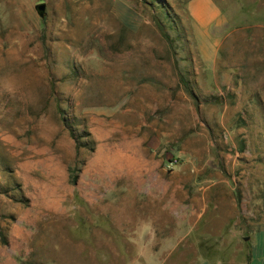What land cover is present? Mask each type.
Listing matches in <instances>:
<instances>
[{
	"label": "rangeland",
	"instance_id": "obj_1",
	"mask_svg": "<svg viewBox=\"0 0 264 264\" xmlns=\"http://www.w3.org/2000/svg\"><path fill=\"white\" fill-rule=\"evenodd\" d=\"M190 1L0 0V264H264V0Z\"/></svg>",
	"mask_w": 264,
	"mask_h": 264
},
{
	"label": "crops",
	"instance_id": "obj_2",
	"mask_svg": "<svg viewBox=\"0 0 264 264\" xmlns=\"http://www.w3.org/2000/svg\"><path fill=\"white\" fill-rule=\"evenodd\" d=\"M187 9L196 39L200 36L207 43L206 48L202 49L200 47L203 57L205 58V50H207V53H210L208 55H211V52L213 55L216 50V40L211 32V27H214L219 23V9L213 0H191L188 3Z\"/></svg>",
	"mask_w": 264,
	"mask_h": 264
},
{
	"label": "water",
	"instance_id": "obj_3",
	"mask_svg": "<svg viewBox=\"0 0 264 264\" xmlns=\"http://www.w3.org/2000/svg\"><path fill=\"white\" fill-rule=\"evenodd\" d=\"M35 8L40 15H43L45 9V5L43 3L37 4Z\"/></svg>",
	"mask_w": 264,
	"mask_h": 264
},
{
	"label": "bare ground",
	"instance_id": "obj_4",
	"mask_svg": "<svg viewBox=\"0 0 264 264\" xmlns=\"http://www.w3.org/2000/svg\"><path fill=\"white\" fill-rule=\"evenodd\" d=\"M108 154V153H107ZM100 155H101V150H99L98 152H97V157L96 158H98V157H100ZM111 155V154H110ZM118 155H119V153H118ZM103 156V155H102ZM105 156V155H104ZM115 155H111L110 156V158L111 157H114ZM107 158H109V156L107 157ZM100 159V158H99ZM111 161V160H110ZM112 162V161H111ZM116 162V161H115Z\"/></svg>",
	"mask_w": 264,
	"mask_h": 264
}]
</instances>
